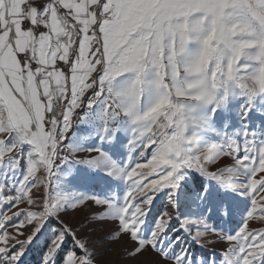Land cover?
<instances>
[{
  "label": "snow or ice",
  "instance_id": "1",
  "mask_svg": "<svg viewBox=\"0 0 264 264\" xmlns=\"http://www.w3.org/2000/svg\"><path fill=\"white\" fill-rule=\"evenodd\" d=\"M122 237L264 264V0H0V264Z\"/></svg>",
  "mask_w": 264,
  "mask_h": 264
},
{
  "label": "rangeland",
  "instance_id": "2",
  "mask_svg": "<svg viewBox=\"0 0 264 264\" xmlns=\"http://www.w3.org/2000/svg\"><path fill=\"white\" fill-rule=\"evenodd\" d=\"M89 212L88 209H85L84 213H82L80 216H70L69 222L73 223H81L84 220V216L87 215ZM256 226V225H253ZM106 235V229L105 230H98L94 235L93 239H96L98 237H103ZM210 238V237H209ZM128 245L127 243V237H122L119 241L113 242V243H106L104 245H101V248H107L109 251L105 252L104 259L108 262V264H132L131 261L127 260L126 253L123 251V249ZM219 248V246H215ZM99 250V249H98ZM199 250V249H198ZM202 252V250H199ZM201 254V253H200Z\"/></svg>",
  "mask_w": 264,
  "mask_h": 264
},
{
  "label": "trees",
  "instance_id": "3",
  "mask_svg": "<svg viewBox=\"0 0 264 264\" xmlns=\"http://www.w3.org/2000/svg\"><path fill=\"white\" fill-rule=\"evenodd\" d=\"M238 219V218H237ZM194 251H196V253L199 255L201 252L195 248L194 246ZM38 255L39 253H32L29 255V261L28 264H36V261L38 259Z\"/></svg>",
  "mask_w": 264,
  "mask_h": 264
}]
</instances>
